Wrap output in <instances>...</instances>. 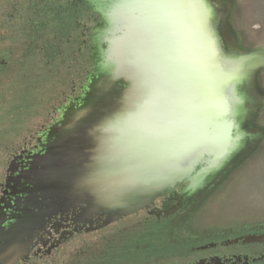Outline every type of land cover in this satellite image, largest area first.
Returning <instances> with one entry per match:
<instances>
[{"label":"water","instance_id":"water-1","mask_svg":"<svg viewBox=\"0 0 264 264\" xmlns=\"http://www.w3.org/2000/svg\"><path fill=\"white\" fill-rule=\"evenodd\" d=\"M86 1L103 20L93 32V73L59 110L16 200L18 209L40 199L79 208L107 217L106 227L182 183L183 195H197L244 152L257 69L250 54L226 50L218 26L229 10L219 0ZM21 214L0 228L5 264L30 254Z\"/></svg>","mask_w":264,"mask_h":264},{"label":"rangeland","instance_id":"rangeland-1","mask_svg":"<svg viewBox=\"0 0 264 264\" xmlns=\"http://www.w3.org/2000/svg\"><path fill=\"white\" fill-rule=\"evenodd\" d=\"M40 1L0 0L1 162L4 147L17 144L26 133L46 118L49 109L55 104L58 93V86L55 84L61 81L64 71L67 70L66 64V67H63L53 62L47 63L48 58L45 54L38 52L42 45L31 42L33 30L29 21L34 20L31 6L34 2L38 4ZM263 1L227 0L229 14L225 20H221L222 29L219 28V33H223L229 42L234 43L233 49L237 56L250 54L249 61L252 67L257 69L252 79L253 90L247 92L250 96H255V104L257 98L261 99V104L256 106L257 109L251 119L244 125L243 131L251 137L247 139L244 152L193 200L181 218L174 220L166 232L164 223L152 222L142 228L137 223L134 225L136 220L127 219V222L109 231L117 232L110 236L109 243H105L104 239H101V244L96 245H94L96 242L77 241L66 249V253L62 254L64 256L55 264H96L97 258L101 264H110L105 260L106 257H109L113 264H134L149 257L147 253L149 246L142 240L143 237L153 243V252L159 250L163 256L171 254L180 264L193 263L203 257L214 255L245 256L264 252V246L251 250L244 246H233L228 250L220 248L217 251L187 252L191 240L204 239L206 236H231L235 231L245 227L264 225ZM50 71L52 75L48 73ZM127 225H131L132 230L129 237H124L119 230ZM135 226L138 227L137 231L133 229ZM133 236L141 240L132 251L138 254L132 257L133 253H128L129 256L122 262L120 261L122 253L118 245L125 239L126 246L123 249L127 247L131 251ZM165 240L175 245L178 251L172 252L163 247L161 243ZM161 263L171 264L163 261Z\"/></svg>","mask_w":264,"mask_h":264},{"label":"flooded vegetation","instance_id":"flooded-vegetation-1","mask_svg":"<svg viewBox=\"0 0 264 264\" xmlns=\"http://www.w3.org/2000/svg\"><path fill=\"white\" fill-rule=\"evenodd\" d=\"M211 1L217 4L215 0ZM219 1L223 6L229 5L227 0ZM31 9L34 17L32 22L29 21L31 30H33L32 44L37 42L42 45L38 52L45 54L48 58L47 63L53 62L63 67L67 66V70L64 71L61 81L55 84L58 86V93H56L55 104L49 109L46 118L26 133L17 144L4 147L3 159L2 162L0 161V228H4V217L7 218V225L10 226L12 218L15 220L16 216L21 217L23 212L29 214H27L28 219L25 218V224L30 231L25 234V241L30 254L27 259L20 260L18 264H55L64 256L62 254L66 249L77 241L96 242L94 244L96 245L101 244V239H104L105 243H109L110 236L117 233L113 231L109 233V231L121 223L124 224L127 219L136 220L134 225L139 224L142 228L152 222L164 223L166 232L171 223L181 218L185 209L203 191L193 197H188L183 193L187 192L189 184L182 183L167 193L164 198L157 200L150 209L106 227L104 223L108 220L107 217H89L79 208L53 205L50 201L42 199L28 201L23 209H18L16 188L23 173L29 170L30 165L39 155H43L46 135L52 125L60 119L59 110L75 102L84 93L87 79L94 70L93 32L103 23L102 17L86 0H41L38 4L34 2ZM221 24L220 21L218 31L219 28L222 29ZM254 28L261 29V27ZM219 34L228 51L234 43L229 42L223 33ZM48 73L53 74L51 71ZM259 104H261V99L257 98L256 106ZM131 230V225H127V227L120 228L119 233L124 237H129ZM125 246L124 239L118 247L121 253L128 254L130 250L127 247L123 249ZM233 246H244L250 250L264 246V225L245 227L235 231L231 236H206L204 239L191 240L187 252L217 251L220 248L228 250ZM89 249L90 247L87 248ZM11 257L8 259L9 264H16L14 256L13 259ZM96 261H99L98 258ZM5 263L3 259L0 260V264ZM188 264H264V252L245 256L214 255Z\"/></svg>","mask_w":264,"mask_h":264},{"label":"trees","instance_id":"trees-1","mask_svg":"<svg viewBox=\"0 0 264 264\" xmlns=\"http://www.w3.org/2000/svg\"><path fill=\"white\" fill-rule=\"evenodd\" d=\"M11 19V18H10ZM10 22H12V20H10ZM137 231V228H133ZM135 230L133 231L135 233ZM142 240L148 244L149 248L147 249V253L149 254V257H146L145 259L143 260H140L138 262H135L134 264H164V263H161L162 261L163 262H167V263H171V264H180L178 263L177 260H175V258L170 254L168 256H163L159 250L158 251H155L153 252V247L154 245H152L153 243L152 242H148L145 237L142 238ZM141 240L139 238H136L133 236V240H132V249L131 251L129 252L130 254H132V257H134L136 254L138 253H135V252H132L134 251V247L136 245H138V242H140ZM162 246L167 248L168 250H171L172 252H177L178 248L175 246V245H171L167 240H165V242L162 241ZM175 249V250H174ZM112 251V250H111ZM108 253V256H109V251L107 252ZM151 254V255H150ZM127 256H129V254H125L124 252H122V257L120 258V261L124 262V259L127 258ZM96 259V257H95ZM156 259V260H155ZM105 260H107L108 263L110 264H113L110 260H109V257H106ZM155 260V261H154ZM96 264H101L100 260L96 262ZM124 264V263H122Z\"/></svg>","mask_w":264,"mask_h":264},{"label":"bare ground","instance_id":"bare-ground-1","mask_svg":"<svg viewBox=\"0 0 264 264\" xmlns=\"http://www.w3.org/2000/svg\"><path fill=\"white\" fill-rule=\"evenodd\" d=\"M242 64H243V65L241 66V67H242V69H245V68H247V64H246V63L242 62ZM244 67H245V68H244Z\"/></svg>","mask_w":264,"mask_h":264}]
</instances>
